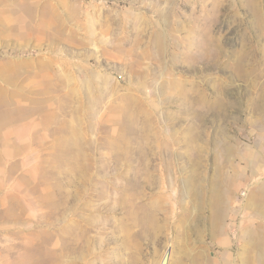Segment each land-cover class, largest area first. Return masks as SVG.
<instances>
[{"label": "rangeland", "instance_id": "374dc122", "mask_svg": "<svg viewBox=\"0 0 264 264\" xmlns=\"http://www.w3.org/2000/svg\"><path fill=\"white\" fill-rule=\"evenodd\" d=\"M264 264V0H0V264Z\"/></svg>", "mask_w": 264, "mask_h": 264}, {"label": "water", "instance_id": "95a60500", "mask_svg": "<svg viewBox=\"0 0 264 264\" xmlns=\"http://www.w3.org/2000/svg\"><path fill=\"white\" fill-rule=\"evenodd\" d=\"M170 254H171V252H170V251H167V252H166V254H165V256H164V258H163V260H162V263H161V264H166L167 260H168V259H169V257H170Z\"/></svg>", "mask_w": 264, "mask_h": 264}]
</instances>
